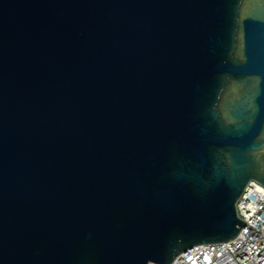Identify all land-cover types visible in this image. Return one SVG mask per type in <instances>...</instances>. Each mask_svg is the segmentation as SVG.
Returning <instances> with one entry per match:
<instances>
[{"label":"water","instance_id":"water-1","mask_svg":"<svg viewBox=\"0 0 264 264\" xmlns=\"http://www.w3.org/2000/svg\"><path fill=\"white\" fill-rule=\"evenodd\" d=\"M264 185V0H0V264H173Z\"/></svg>","mask_w":264,"mask_h":264},{"label":"built area","instance_id":"built-area-1","mask_svg":"<svg viewBox=\"0 0 264 264\" xmlns=\"http://www.w3.org/2000/svg\"><path fill=\"white\" fill-rule=\"evenodd\" d=\"M236 210L246 223L236 238L188 248L173 264H264V185L250 181Z\"/></svg>","mask_w":264,"mask_h":264}]
</instances>
